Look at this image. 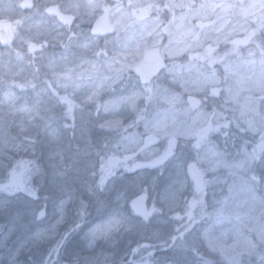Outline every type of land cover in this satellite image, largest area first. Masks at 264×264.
Returning <instances> with one entry per match:
<instances>
[{"label":"rangeland","instance_id":"obj_1","mask_svg":"<svg viewBox=\"0 0 264 264\" xmlns=\"http://www.w3.org/2000/svg\"><path fill=\"white\" fill-rule=\"evenodd\" d=\"M20 1L0 0V21L14 15ZM66 1L73 25L85 27L72 32L74 50L61 61L71 68L69 84L77 83L84 98L61 103L65 112L93 110L85 117L72 112L71 128L62 123L72 136L64 142L52 130L49 115L44 117L51 110L49 84L31 99L0 93V171H5L0 177V264H80L83 254H102V263L95 264H184L200 246L209 261L205 264H264L263 148L231 153L217 146L218 136L233 142L242 121L255 142L264 135V0ZM102 11L109 12L116 29L107 41L118 42L119 66L87 59L99 40L86 26ZM22 30L16 41L23 51L0 53V89H22L13 82L19 70L8 58L30 62L37 56L48 70L57 60L41 50L50 40L44 21ZM152 47L160 48L168 66L159 81L142 87L130 71ZM111 79L125 82L118 93L105 89ZM189 97L197 102L193 107ZM78 122L84 129L74 128ZM146 137L154 142L139 155L144 160H135V171L139 163L143 167L163 155L170 140L180 160H168L154 176L141 172L106 219L83 223L80 201L87 206L91 196L79 191L116 172L113 157L138 155ZM97 145H103L107 160ZM190 163L199 165L205 177L201 194L187 175ZM82 169L93 175H78ZM136 196L147 202L151 216L146 220L127 210ZM97 225L103 228L93 233ZM190 242L197 248L191 249Z\"/></svg>","mask_w":264,"mask_h":264},{"label":"flooded vegetation","instance_id":"obj_2","mask_svg":"<svg viewBox=\"0 0 264 264\" xmlns=\"http://www.w3.org/2000/svg\"><path fill=\"white\" fill-rule=\"evenodd\" d=\"M199 1V0H198ZM260 1V0H259ZM68 2L66 0H55L52 2V4H42L38 0H22L20 1V4H18V9L15 10L14 15H11L8 19L4 21H0V33H2V39H0V53L9 51L11 53H20L23 51V48L19 44H17L16 38L19 37L21 34H23L22 28L26 27L29 23H32L34 21H44L45 22V27H47L50 31V40L49 44L47 46H41V50H46L49 53V56H53L57 60L54 61V64L51 69L48 70L44 66V61H41L39 57L36 56L35 61H30V62H25V61H20L16 57H10L9 63L11 64V67L14 71L17 72L19 70V75L15 81L16 85L22 86V89L19 90V88L16 86L11 85L10 88L5 87L0 89V93L3 94H8L11 97H17L18 96H24L28 95L30 96V99L32 97V93L36 92L35 90L40 89H45L46 85L51 86V92H50V102L49 105H51V110L47 115L44 117H48L51 120V123L53 122L54 124L50 125L52 130L56 132V135L60 138L63 137L64 142H66V135H68L67 139L69 138L72 139V136L69 137V134L67 132H70L69 130H65V126L68 124V126L71 128V115L73 112V109L71 111L65 112L63 109L66 104H63L67 100H72L73 102H78L80 103L84 96L80 95L78 92V88L76 89L77 83L74 84H69L67 77L69 76V70L71 69L70 67H65L62 66V59H65L67 57H71L70 51L73 49V47L70 44V39L72 37V32L76 31L77 28L79 27H85L81 26H74L72 23V17L70 14L66 12L67 9V4ZM194 7L198 8L197 6L199 4H193ZM109 7H113L111 5H107ZM152 7V6H151ZM150 7V8H151ZM172 9V7H170ZM167 11V8L165 9ZM173 11V10H171ZM197 11V10H196ZM104 12L108 11H102L100 12L99 15L103 14ZM109 13V12H108ZM157 12L155 10L154 15H156ZM98 15V16H99ZM97 16V17H98ZM96 17V18H97ZM110 18V14H109ZM77 20V18H75ZM163 19V18H159ZM79 22V21H78ZM94 22V21H93ZM93 22L86 26L88 29L89 36L92 38H96L99 40V44L96 47L97 51L88 54V60L92 62L93 58L97 60V63L100 65H103L104 63H114L115 65L119 66V61L120 58L117 57V48L118 42H112L110 43L107 41V39L112 38L115 36L116 29L113 34L107 35V36H92L90 34V29L93 24ZM77 32V31H76ZM68 36V38L66 37ZM66 37V38H65ZM66 39V41H65ZM64 42L63 44L61 42ZM20 47V48H19ZM20 49V50H19ZM32 50V49H31ZM74 50V49H73ZM62 52H66L65 54H62ZM39 51H37V54ZM22 54V53H21ZM58 54V55H57ZM97 54V55H96ZM162 55V54H161ZM163 57V56H162ZM86 58V56H84ZM165 66L164 68L160 71V73L148 84L146 85H141L138 81V78L134 75L133 69L130 71L131 78L133 80H136L142 87H150L152 84H154L156 81H159L162 76H164L165 70L168 66V62L166 59L163 57ZM80 72L77 70L76 72H73L71 77H76ZM168 78V77H167ZM41 82L39 85L37 83ZM11 83V82H10ZM125 85V82L121 81L120 79L118 80H109V83L106 86V90L108 92H113L118 93L119 90ZM92 88V87H91ZM76 89V90H75ZM50 91V89H49ZM52 93V94H51ZM56 96V97H55ZM62 100V101H61ZM188 101L191 103L192 106L197 104L193 103L192 98H188ZM63 102V103H61ZM71 104V101H68ZM85 104L82 103V106ZM93 108H80L74 109V112L72 116L75 115H82L83 117L87 116L88 113L92 112ZM66 116V119H63V117ZM50 122V121H49ZM62 123H65L66 125H62ZM84 122H78L74 124V128L78 129H84ZM92 129H94V125L91 126ZM71 133V132H70ZM151 138V137H146L143 141V147L138 152V155L133 156V153L131 152V155L127 156H122L119 158L113 157L112 160V167H114V170L116 172L111 173V174H102L101 176L105 178L104 180V185L103 187L100 186V181L96 184L97 190L100 193L99 196V203L95 207V209L91 212L87 211V207L84 206V203H81L83 205L82 208H84V211L82 213L83 218V223L86 222L87 225L93 224L94 222H99L103 221L108 217L110 213H112L116 208V199L117 197L121 194V192L127 187L134 186L135 184V160H144L143 157H140L139 155L149 148L153 144V138L150 143L146 145V139ZM99 147L97 145V148L101 149L100 156L104 155V148ZM169 148V147H168ZM167 148V150H168ZM166 150V151H167ZM180 150L177 146H174V149L172 150V154L165 156V153L163 155L157 156L155 158L149 159L148 162L151 160H155L158 158L163 157L164 162L160 165L154 166V167H147L146 163L144 164L143 167H139L138 170L139 172H144L149 175L154 176L155 175V169L159 166H162L163 164L167 163L168 160H180V158H177ZM105 156V155H104ZM108 156V155H107ZM105 156L104 160H107L108 157ZM99 157V156H98ZM98 160H103L101 158H98ZM133 160V161H131ZM32 161V160H31ZM34 161H40V160H34ZM35 164V162H34ZM138 165H143L139 163ZM194 165L198 169V173L201 177V180L203 181V187L199 188L196 187L194 182L192 181V178L189 176L188 171L187 175L193 185L195 186V192L197 194H201L204 191V185H205V177L202 173V169L200 168L199 165H196L194 163H190L187 165ZM123 167L124 171H120V167ZM186 167V170H187ZM43 171V170H42ZM5 171L2 170L0 171V177L3 178ZM14 174V173H13ZM90 174L92 176V172H86L85 169H82L78 175H83L87 177ZM97 177L100 176L99 173L96 171ZM100 176V177H101ZM82 176H80L81 178ZM101 177V178H102ZM98 179H100L98 177ZM79 195H83L85 191L80 190ZM137 197V196H136ZM133 197L127 204V210L132 214V217L135 218L137 217L136 214L133 212L131 208V203L132 201L136 198ZM83 202V201H82ZM146 200H145V206H146ZM147 215L144 217H139L143 220L148 219L151 216L150 210H148L147 206ZM79 222H82V219L79 220Z\"/></svg>","mask_w":264,"mask_h":264},{"label":"water","instance_id":"obj_3","mask_svg":"<svg viewBox=\"0 0 264 264\" xmlns=\"http://www.w3.org/2000/svg\"><path fill=\"white\" fill-rule=\"evenodd\" d=\"M114 31H115V27L111 24L109 20V13L104 12L99 17H97L94 23L92 24L90 29V34L92 36H107L113 34ZM164 66L165 63L160 54V49L158 47H154L148 49L143 53L140 62L134 67L133 72L134 75L138 78L140 84L146 85L150 83L160 73V71L164 68ZM192 102L195 103V101ZM149 140L150 139L147 138L145 143L148 144ZM161 158L151 160L146 165L148 167L157 166L165 161L164 158L163 159ZM154 161H159V162L153 164ZM188 173L191 176L196 187L202 188L203 181L201 180L197 168L195 166H189ZM141 198L143 197L142 196L136 197L131 204V208L137 216H146L145 214L147 213V210L145 207V200L144 198L143 199ZM39 217H41L40 214Z\"/></svg>","mask_w":264,"mask_h":264},{"label":"trees","instance_id":"obj_4","mask_svg":"<svg viewBox=\"0 0 264 264\" xmlns=\"http://www.w3.org/2000/svg\"><path fill=\"white\" fill-rule=\"evenodd\" d=\"M229 105V104H228ZM230 106V105H229ZM220 115H221V113H219ZM243 125L239 128H237L236 130H235V135H234V137H233V142L232 141H230V144H229V141L227 142L226 141V139H224V138H221V137H217V138H219V140L217 141V146L218 145H222L223 146V149L222 150H220V151H222V152H225L226 150H231L232 152L231 153H233V152H235V150H241L242 148H243V150L245 149V151H247L249 148H252V147H255V149H256V152H259L260 153V151H262L261 149L263 148V152H264V135H261L260 136V138L259 137H257V140H256V142L257 141H259L258 143V145H255V140L253 139V137H249V135H248V132H247V130H246V128H244V125L246 126V124L244 123V121H242L241 122ZM260 147H262V148H260ZM260 148V149H259ZM227 152V151H226ZM264 153L262 154V157H261V159H263L264 158ZM260 158V157H259ZM264 160V159H263ZM38 162H40V161H38ZM36 166H39V168L42 166V164L41 163H38V164H35ZM39 171H40V169H39ZM42 171V170H41ZM140 170H137V171H135V175H136V178H135V183H136V180H140L141 178H140V176H142V174H141V172H139ZM38 173L39 172H36V174L38 175ZM144 173V172H143ZM79 178H80V176H78ZM140 178V179H139ZM145 179V178H144ZM97 185L95 184V183H89V184H87V189L85 190V192H84V194H86V196L87 195H89V196H91V198H89V199H87V202H89V204L87 203V211L88 212H91V211H93L94 209H95V207L98 205V203H99V196H100V193L98 192V190H97V187H96ZM84 191V190H83ZM82 198V197H81ZM81 203H83L82 201H80ZM84 205V204H83ZM209 205V204H208ZM85 206V205H84ZM178 235H179V233H177V234H175L174 235V237H178ZM178 240V239H177ZM196 241L198 242V239H196ZM196 242V243H197ZM190 247H191V249H196L197 247L195 246V243H192V242H190ZM201 249H203V248H201V246H200V248L197 250V251H195V253L198 255V253H200L201 255H202V253H201V251H203V250H201ZM165 252H167V251H165ZM169 252V251H168ZM198 252V253H197ZM194 253V254H195ZM204 254H205V252H203ZM170 254V253H169ZM189 254H192L191 252L189 253ZM194 254H192V256H190V257H186V259L182 262V263H184V264H186V262H187V264H189V263H191V264H205V262L204 261H206V262H208L209 263V261L206 259V258H204V255H202V258H200L199 256H197V257H199V258H197L196 257V255H194ZM84 255V257H85V259H83L82 260V262L80 263V264H95L96 262H99V263H102V261H103V256H102V254L100 255V257L101 258H96V257H94V256H91V255H88V254H83ZM93 255V254H92ZM169 257V256H168ZM194 257L198 260V261H196L195 259H194ZM80 259V258H79ZM213 259V258H212ZM76 261L78 262L79 260L76 258Z\"/></svg>","mask_w":264,"mask_h":264},{"label":"snow or ice","instance_id":"obj_5","mask_svg":"<svg viewBox=\"0 0 264 264\" xmlns=\"http://www.w3.org/2000/svg\"><path fill=\"white\" fill-rule=\"evenodd\" d=\"M151 141H152V138H150V140L148 141V143H150ZM145 146H147V143H146ZM174 146H175V141H174V140H170V141H169V148H168V150L166 151L165 156H168V155H171V154H172V150L174 149ZM196 146L199 147V140L197 141V145H196ZM161 159H163V158H161ZM158 162H159V161H154L153 164L158 163ZM136 166H137V167H140V166H142V165H136ZM104 180H105V178L102 177V178H101V181H100V186H101V187H103V185H104ZM32 195H35V193H32ZM141 199H143V198H141ZM134 203H135V202H134ZM63 207H64V206H63V204H62V205L60 206V210H61V211H63ZM83 211H84V209L81 208V209H80V214H82ZM40 215H41V216L44 215L43 211H41ZM145 215H147V213H146ZM189 215H191V214L189 213ZM102 228H103V226H101V225H97L92 231H93V233H96L97 231H101Z\"/></svg>","mask_w":264,"mask_h":264}]
</instances>
